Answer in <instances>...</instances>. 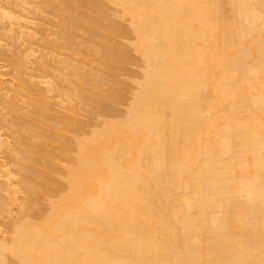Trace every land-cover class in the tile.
Returning <instances> with one entry per match:
<instances>
[{
  "label": "bare ground",
  "instance_id": "6f19581e",
  "mask_svg": "<svg viewBox=\"0 0 264 264\" xmlns=\"http://www.w3.org/2000/svg\"><path fill=\"white\" fill-rule=\"evenodd\" d=\"M0 264H264V0H0Z\"/></svg>",
  "mask_w": 264,
  "mask_h": 264
}]
</instances>
